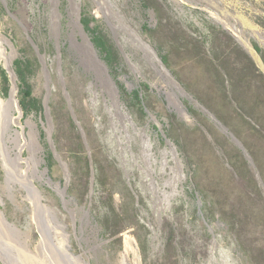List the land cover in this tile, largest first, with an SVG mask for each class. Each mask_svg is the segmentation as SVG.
Returning <instances> with one entry per match:
<instances>
[{
    "label": "rangeland",
    "instance_id": "374dc122",
    "mask_svg": "<svg viewBox=\"0 0 264 264\" xmlns=\"http://www.w3.org/2000/svg\"><path fill=\"white\" fill-rule=\"evenodd\" d=\"M83 13L114 45L117 72ZM0 34L10 84L0 97L15 88L21 164L36 137L31 168L45 177L32 181L70 253L119 264L129 237L130 264H264V0H0ZM27 43L41 110L25 113L12 63ZM9 151L0 210L18 230L0 218V264H78L16 161L8 174L19 150Z\"/></svg>",
    "mask_w": 264,
    "mask_h": 264
},
{
    "label": "bare ground",
    "instance_id": "6f19581e",
    "mask_svg": "<svg viewBox=\"0 0 264 264\" xmlns=\"http://www.w3.org/2000/svg\"><path fill=\"white\" fill-rule=\"evenodd\" d=\"M4 42L5 39L0 34V53L3 48ZM15 93H16L15 88H13L10 92L9 97L6 100H3L0 97V150H4V149L10 150L9 152L12 153H14V147L19 150V152L14 153L15 154L14 158L10 154L8 155L9 161L5 162V165L8 167V174H10V169H11L10 162L16 161L24 177L28 178L29 180L28 186L26 182L24 183L25 187L28 189V192L29 191L33 192L35 195L34 197H36L37 195L38 199L36 198V202H37L36 206L39 208L41 212H43L44 215L48 216L53 222L51 223L54 226L56 234L60 238L59 242L62 245L61 246L62 250L65 252V257H67V260L69 261H74L78 264H84L79 256L75 257L72 253L69 252L70 243L68 240V232L66 231L65 224L58 218L56 211L52 209L49 205H47L45 202H43V196L41 192L32 181L33 176L37 174L40 179H43L45 177V171H41V170L32 171L31 168V163L35 165V164H40V161H42V157L39 154L41 152V147L36 137L34 138V144L36 146V153H38V155L36 156L35 153L32 155L30 162L28 160L26 161L27 164L26 169L22 167L23 165L21 164L22 163L21 161L24 160V158H22L20 155L23 148V142H21L20 139L24 136V129H23V124L20 120L21 110L19 109V105L17 103ZM18 127H21L22 130H19ZM8 142L14 144V147L8 145ZM0 218L5 225H9L12 229L18 230L16 227H14L13 224L7 222L1 210H0ZM132 243L133 240L131 238L129 237L126 238L124 254L121 260L119 261V264H130V262L127 259V255L129 250L134 251Z\"/></svg>",
    "mask_w": 264,
    "mask_h": 264
},
{
    "label": "trees",
    "instance_id": "16d2710c",
    "mask_svg": "<svg viewBox=\"0 0 264 264\" xmlns=\"http://www.w3.org/2000/svg\"><path fill=\"white\" fill-rule=\"evenodd\" d=\"M80 24L82 25L84 31L87 33L94 48L100 53L103 61L113 72H117L118 57L114 45L98 29V26L95 24V20L89 14L83 13L81 15ZM32 39L34 40V38ZM254 47L257 51H260L256 45ZM32 50L33 49L31 44L27 43L25 47L18 50L19 56H17V58H15L12 63V69L19 88V103L25 113L30 111V109L41 110L39 101L35 100L32 96V90L29 84V78L32 75L34 68L33 59L30 56ZM9 85L8 75L5 70L1 69L0 92L3 96L7 95ZM127 95L132 105L137 108L138 112L141 115H145L143 99L140 95L139 90L134 89Z\"/></svg>",
    "mask_w": 264,
    "mask_h": 264
},
{
    "label": "water",
    "instance_id": "95a60500",
    "mask_svg": "<svg viewBox=\"0 0 264 264\" xmlns=\"http://www.w3.org/2000/svg\"><path fill=\"white\" fill-rule=\"evenodd\" d=\"M252 50H253V52H254V54H256L257 53V51H256V49L255 48H252ZM257 55V54H256ZM258 57V56H257ZM258 59H259V65L261 66V68H262V66H263V63L261 62V60H260V58L258 57Z\"/></svg>",
    "mask_w": 264,
    "mask_h": 264
}]
</instances>
